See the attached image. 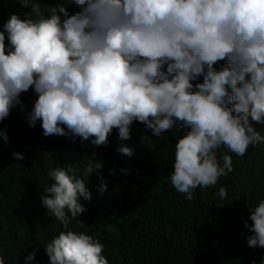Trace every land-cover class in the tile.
<instances>
[{
  "label": "clouds",
  "instance_id": "clouds-1",
  "mask_svg": "<svg viewBox=\"0 0 264 264\" xmlns=\"http://www.w3.org/2000/svg\"><path fill=\"white\" fill-rule=\"evenodd\" d=\"M18 3L30 12L24 19L10 15L0 31V122L32 89L38 98L27 119L32 128L39 121L45 137L100 147L114 129L129 140L134 122L156 137L185 130L170 178L189 201L198 187L214 186L233 171L232 157L218 158L219 149L243 157L264 142L253 126L264 124V0H73L80 10L71 15L59 5L42 10L39 0ZM0 137L8 141L5 133ZM117 151L134 154L127 146ZM102 167L91 156L84 173ZM72 172L49 169L53 183L41 196L64 229L44 246L48 264H109L98 239L69 228L73 220L85 227L77 219L86 211L79 200L91 199L84 179ZM99 180L103 193L107 183ZM218 194L225 199L227 189ZM250 220L247 245L264 249V200ZM107 230L116 231L111 224Z\"/></svg>",
  "mask_w": 264,
  "mask_h": 264
},
{
  "label": "trees",
  "instance_id": "trees-1",
  "mask_svg": "<svg viewBox=\"0 0 264 264\" xmlns=\"http://www.w3.org/2000/svg\"><path fill=\"white\" fill-rule=\"evenodd\" d=\"M39 2L42 10L57 5L70 15L80 10L73 0ZM26 12L30 8L18 0H0V31L10 15L24 19ZM222 64L215 67L219 70ZM197 82L203 78L193 81ZM37 98L32 89L22 93V105L0 122V132L8 137L6 143L0 137V253L5 264H26L34 249L35 260L28 264H48L44 246L64 230L41 204L45 188L53 183L48 171L54 167L72 168L71 175L84 179L91 199L80 198L86 211L77 219L85 227L73 220L69 228L98 239L109 264H264V249L248 247L247 237L253 233L245 227L252 225L250 211L264 200V142L249 146L243 157L219 149L218 158L232 157L233 171L214 186L198 187L189 201L170 178L175 146L185 130L174 128L156 137L134 122L129 140L120 139L114 129L109 143L100 147L79 138L45 137L40 122L32 128L27 119ZM253 126L264 136V124ZM122 146L134 154L118 153ZM106 149L110 165L105 162ZM13 152L25 159L16 160ZM91 156L103 167L88 177L84 168ZM100 176L107 183L103 193ZM220 187L228 193L223 200ZM109 224L115 232L107 230Z\"/></svg>",
  "mask_w": 264,
  "mask_h": 264
},
{
  "label": "rangeland",
  "instance_id": "rangeland-1",
  "mask_svg": "<svg viewBox=\"0 0 264 264\" xmlns=\"http://www.w3.org/2000/svg\"><path fill=\"white\" fill-rule=\"evenodd\" d=\"M105 162H106V164L107 165H110L111 164V158H110V153H109V150L108 149H106V151H105Z\"/></svg>",
  "mask_w": 264,
  "mask_h": 264
}]
</instances>
